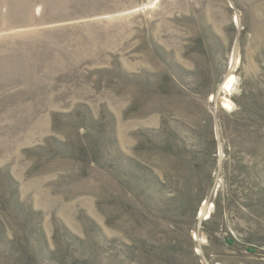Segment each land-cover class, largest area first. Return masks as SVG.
Wrapping results in <instances>:
<instances>
[{"label": "rangeland", "instance_id": "374dc122", "mask_svg": "<svg viewBox=\"0 0 264 264\" xmlns=\"http://www.w3.org/2000/svg\"><path fill=\"white\" fill-rule=\"evenodd\" d=\"M0 264H264V0H0Z\"/></svg>", "mask_w": 264, "mask_h": 264}, {"label": "bare ground", "instance_id": "6f19581e", "mask_svg": "<svg viewBox=\"0 0 264 264\" xmlns=\"http://www.w3.org/2000/svg\"><path fill=\"white\" fill-rule=\"evenodd\" d=\"M233 83H234V78L233 77L231 79L229 78V81L225 84L224 90L229 93L231 91V87Z\"/></svg>", "mask_w": 264, "mask_h": 264}, {"label": "trees", "instance_id": "16d2710c", "mask_svg": "<svg viewBox=\"0 0 264 264\" xmlns=\"http://www.w3.org/2000/svg\"><path fill=\"white\" fill-rule=\"evenodd\" d=\"M15 202H16V204H19V200H18V198L15 200Z\"/></svg>", "mask_w": 264, "mask_h": 264}]
</instances>
